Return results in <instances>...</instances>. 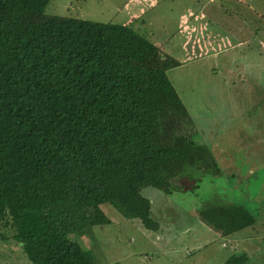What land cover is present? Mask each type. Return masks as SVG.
<instances>
[{
	"label": "trees",
	"instance_id": "16d2710c",
	"mask_svg": "<svg viewBox=\"0 0 264 264\" xmlns=\"http://www.w3.org/2000/svg\"><path fill=\"white\" fill-rule=\"evenodd\" d=\"M47 2L0 0V238L31 264H95L68 234L108 223L100 203L155 228L144 187L177 192L220 169L167 77L175 59L126 23L48 14ZM197 212L223 235L227 212L251 219Z\"/></svg>",
	"mask_w": 264,
	"mask_h": 264
},
{
	"label": "rangeland",
	"instance_id": "374dc122",
	"mask_svg": "<svg viewBox=\"0 0 264 264\" xmlns=\"http://www.w3.org/2000/svg\"><path fill=\"white\" fill-rule=\"evenodd\" d=\"M203 1L48 0L44 11L100 22L126 23L155 42L163 54L181 63L169 67L166 74L197 129L196 138L214 150H220V147L232 149L223 143V133L235 128L251 131L255 105L249 103L251 96H247L243 104L235 96L238 89L245 91L249 82L239 78L238 74L227 72L225 65L230 59L238 63L236 60L241 53L248 59L251 54L253 57L247 60V68L262 76L264 39L258 44L251 42L253 48L233 45L221 51L213 50L228 40L235 42L234 29L241 20H246L248 26L255 25L253 12L258 11L262 16L261 23L264 22V0H207L206 6L197 10V16L184 27L177 13L183 6ZM248 29L243 28V33ZM201 44L211 49L207 53L212 56L198 55ZM251 138L243 135L244 140L251 141ZM219 154L229 158L226 152ZM248 155L237 156L233 165L247 164ZM215 158L219 159L216 155ZM255 169L264 176V164ZM256 181L255 171H245L228 179L227 183L220 174H205L194 186L193 180L183 178L184 189L177 192L167 193L146 186L142 194L150 201V216L157 223L155 228L144 227L137 219L125 218L112 205L103 202L99 207L109 218L108 223L95 224L90 232L69 233L68 236L81 244L95 264H218L229 245L219 247L220 239L199 220L196 210L216 196L243 197L250 206ZM257 230L261 232L254 231L260 235L257 237L259 245L248 250L245 264H262L264 260V224ZM221 240L228 239L222 236ZM0 264L31 263L18 243L0 238Z\"/></svg>",
	"mask_w": 264,
	"mask_h": 264
},
{
	"label": "crops",
	"instance_id": "0c3cea01",
	"mask_svg": "<svg viewBox=\"0 0 264 264\" xmlns=\"http://www.w3.org/2000/svg\"><path fill=\"white\" fill-rule=\"evenodd\" d=\"M206 1L207 0H204L203 2H200L199 4H196V5L183 6L182 7L183 10L180 13L176 12L177 16L181 17L184 27L186 24H190L191 18H194L197 16L196 14L197 10L203 9L206 6ZM196 3H198V0ZM253 13L256 16L254 17L255 25L248 26L249 24L246 20L244 19L241 20L240 24L234 29L235 42L232 43L228 40L225 44H221L219 48L213 51H216V50L221 51L224 48H228L233 45L241 46V47L246 45L249 48H253V44L251 42L256 41L258 44L259 41H262V39H264V33H262L264 31V26H261V24L262 23L264 24V22L261 23L262 16L260 15L258 11H255ZM243 28H249V29L248 31L246 30V32L243 33L242 31ZM150 41L153 42L152 40ZM218 42L216 44H219ZM199 48L201 49V52H199L198 55L203 53V54L208 55L209 57L212 56L211 54L207 53V51L211 49H207L203 47L202 44L201 46H199ZM259 54H261L260 51H259ZM241 55L242 56H240V58L236 60L239 64L232 62V59H230L229 60L230 63L225 65L226 66L225 70L230 73L233 72L236 75L238 74L239 78H245V82H249L248 84L249 87L245 91L240 92V89H238V91H236L237 94L235 93L234 94L236 97L240 98V101L242 102V104L243 102H245V99L247 96H251V100L249 103L255 105L253 119L251 122L253 126L252 130L245 131L240 128H235V129H232L231 131L227 130V132L223 133V136L225 137L223 138V143L225 145L233 147L232 149L228 147H225V148L220 147V150H214V148H211L208 144L207 145L210 148L213 156L214 157L215 155L218 156L219 159L215 158V160H216V163L219 169L221 170L216 174L222 175L226 179V183L228 179L232 178L233 176L241 172L248 171V172L253 173L255 171L256 177H257V181H256L257 185L252 191V195H251L252 201H251L250 206H248L247 203L243 201L244 199L243 197L242 198L236 197L235 199H232L231 196L225 197V198L216 196V197L211 198L205 203V205L223 204L227 207L228 206L242 207V210L244 207L250 212L251 219H248V220L238 218V216L242 215L243 212L242 214H239V215H235L232 212H227L226 217H227L228 223L234 227V229H231L229 233L225 235L221 234L218 229H214L211 226L207 225L198 216L199 220H201V222L205 224L207 228L211 229V232L214 233L215 236H218V238L220 239L219 247L226 248V245L227 244L229 245L228 251L227 252L225 251V254H224L225 256L223 257L222 260L218 262V264H220L233 251L244 252L246 256L248 257V250L249 249L252 250L257 245H259L257 242V237L260 235L259 234L256 235L254 231H258V233H261L257 229L261 225L264 224V176L261 175L259 171L255 169V168L259 169V165L261 166L262 164H264V64L262 65L263 75L259 77L256 71H254L250 67L247 68L249 64L248 61H250L253 56L249 54L250 58L248 59V58H243L244 57L243 53H241ZM177 64L178 65L181 64L180 61H177ZM247 130H250V129H247ZM243 135H250L252 137L251 141L247 139L244 140ZM234 136L237 138H234ZM219 152L228 153L229 158L225 159L219 154ZM243 153L249 154L247 156L248 163L242 166H234L233 163L237 161L236 160L237 156L242 155ZM195 184L196 182L193 181L192 186H194ZM192 186L187 189L192 188ZM180 191H183V190L181 189ZM185 228H188V227H185ZM262 230H263V227H262ZM262 235L263 234H261V236ZM222 236L228 239V241L226 240L225 245L221 244L223 241L221 240ZM254 241H256V243H254ZM233 243L236 246L235 248H233ZM195 245L198 246L200 244H195ZM262 264H264V260Z\"/></svg>",
	"mask_w": 264,
	"mask_h": 264
},
{
	"label": "built area",
	"instance_id": "2783aa9c",
	"mask_svg": "<svg viewBox=\"0 0 264 264\" xmlns=\"http://www.w3.org/2000/svg\"><path fill=\"white\" fill-rule=\"evenodd\" d=\"M221 244H222V245H225V244H226V241L223 240Z\"/></svg>",
	"mask_w": 264,
	"mask_h": 264
}]
</instances>
